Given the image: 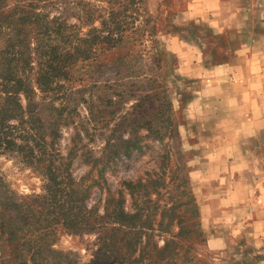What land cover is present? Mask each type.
<instances>
[{
    "label": "rangeland",
    "instance_id": "rangeland-1",
    "mask_svg": "<svg viewBox=\"0 0 264 264\" xmlns=\"http://www.w3.org/2000/svg\"><path fill=\"white\" fill-rule=\"evenodd\" d=\"M2 1L1 48L7 16L21 15L30 26L40 14L62 37L48 32L39 57L36 29L27 36L32 112L22 93L20 101L33 148L26 156L0 152V264H121L119 230L133 233L138 220L152 224L150 242L159 248L174 238L206 264L259 263L264 254L247 220L226 212L229 174L240 178L242 170L208 152L210 124L196 118L195 102L208 98L209 82L190 74L194 63L210 67L240 49L244 32L257 29L243 20L258 18L237 20L242 31L232 46L224 33L208 30L212 14L225 11H205L207 0ZM55 20L60 28L50 24ZM56 60L65 62V74L35 81L45 71L54 75ZM256 160L264 169V156ZM50 170L74 196L83 194V214L45 200ZM130 181L152 182L147 197L128 189ZM115 206L137 218L127 225L99 220ZM179 219L187 234L176 238Z\"/></svg>",
    "mask_w": 264,
    "mask_h": 264
},
{
    "label": "crops",
    "instance_id": "crops-1",
    "mask_svg": "<svg viewBox=\"0 0 264 264\" xmlns=\"http://www.w3.org/2000/svg\"><path fill=\"white\" fill-rule=\"evenodd\" d=\"M204 5L205 11L217 8L225 11L216 16L212 14L208 30L215 34L224 33L232 46L242 31L235 28L237 20L244 16L252 20L251 14L258 18L251 23L243 20L244 24L257 29L252 33L244 32L239 38L240 49L210 67H205L201 61L194 63L195 68L190 74L197 73L203 77V82L205 79L209 82L205 88L209 96L195 102L200 112L198 116L194 115L199 121L210 124L208 152L218 154L220 164L224 162L222 166L242 170L240 178L235 172L229 174L231 181L224 197L231 209L226 212L231 218L239 216L241 220H247L245 227L252 229L254 245L264 254V169L260 170L256 160L257 155L264 156V16L261 15L264 0H207ZM217 139H223V142L217 144ZM229 153L233 154L231 158ZM253 168L260 170L257 175ZM244 170L248 171L246 177ZM250 205H253L251 210L248 209ZM257 264H264V256Z\"/></svg>",
    "mask_w": 264,
    "mask_h": 264
},
{
    "label": "trees",
    "instance_id": "trees-1",
    "mask_svg": "<svg viewBox=\"0 0 264 264\" xmlns=\"http://www.w3.org/2000/svg\"><path fill=\"white\" fill-rule=\"evenodd\" d=\"M4 4L5 2L0 0V7ZM20 17L21 15H17L15 17L16 20L12 16H7L5 18L8 22V32L2 36L3 46L2 48L0 47V152L19 153L20 156H26V153L31 152L33 148L32 145L28 143L32 136L24 124L25 108L21 104L20 94H24L27 100L28 112H32L30 107L34 104L31 99V94L33 93L32 81L31 79L29 80L27 74V69L30 67L27 59L29 58V53L27 51L29 47V44H27V36L32 29H36V51L38 56L42 57L45 53L44 47L46 46L44 41L48 39L46 34L49 35L48 32H53L62 37V32L55 28L51 29L49 26L46 28V24L42 20L40 14H33L32 25L30 26L24 23L25 20H28L27 18L18 20ZM56 22L57 20H55V22L51 21L50 24L56 28H60L62 23L59 22L56 24ZM50 48V50L55 52L54 55L58 56V52L55 50H58L59 46H50ZM65 67V62L56 60L54 67L51 69L54 75L52 73L46 74L47 72L45 71L37 77L35 81L43 80L46 82L49 78L63 76L65 74ZM42 71L44 70L42 69ZM41 84L46 83L43 82ZM57 174V171L55 173L54 170H50L48 176H46L47 183H45L44 189L47 197H45V200L48 198L50 202L52 201L57 205V208H62V204L66 207V205L70 203L73 209L83 214L79 206L82 202L83 194H81L80 197L74 196L75 194L72 193H77V191L62 187V185H64L63 179L59 178ZM150 183L152 184V182ZM150 183H133L130 181L127 185L129 186L128 189L135 187L141 188L144 190L142 195L147 197L149 193L147 188ZM116 206L111 212L106 210L103 216L98 217L99 220L107 219L112 222H119L122 223V225H127L132 219L137 218L135 215L124 213L123 210H116ZM138 221L140 228L137 230H130L133 231V233L119 230L122 231V236L120 237L118 247L117 249L115 248V251L121 264H206L205 261L197 258L193 253L191 254L189 251H186V249H184L185 247L182 248L179 245V243H181L179 239L176 240L172 238L171 240H164L163 245L160 248L157 247L155 242H150L152 231L154 230L151 226L152 224L144 221L140 222V220ZM176 223L179 228L181 227L176 238L182 235V233L186 236V230L184 226H182V224H184L183 219L177 220ZM158 226L161 227L160 223ZM159 229L161 230V228ZM161 232L164 231L161 230ZM107 240L106 243H110V238L108 236ZM136 249L138 250L137 256L134 255ZM180 257H182V259L177 262V259ZM33 264L38 263L33 262Z\"/></svg>",
    "mask_w": 264,
    "mask_h": 264
}]
</instances>
